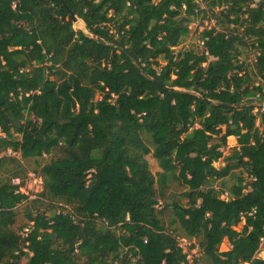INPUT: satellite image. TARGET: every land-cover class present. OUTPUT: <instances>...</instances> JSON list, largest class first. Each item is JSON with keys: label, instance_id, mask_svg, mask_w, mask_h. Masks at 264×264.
<instances>
[{"label": "trees", "instance_id": "1", "mask_svg": "<svg viewBox=\"0 0 264 264\" xmlns=\"http://www.w3.org/2000/svg\"><path fill=\"white\" fill-rule=\"evenodd\" d=\"M200 14L215 22L203 51L176 52ZM247 45L253 71L237 59ZM228 137L238 146L217 169ZM8 149L58 155L33 171L34 199L14 172L0 184V264H188L180 237L212 264H264V0H0ZM180 171L186 204L166 205L177 224L166 227L157 206Z\"/></svg>", "mask_w": 264, "mask_h": 264}, {"label": "rangeland", "instance_id": "2", "mask_svg": "<svg viewBox=\"0 0 264 264\" xmlns=\"http://www.w3.org/2000/svg\"><path fill=\"white\" fill-rule=\"evenodd\" d=\"M254 3H256L258 0H253ZM203 7V5H202ZM215 25V22L213 20L208 19V15L204 16L203 14L198 15L197 17H193L192 21L189 23V34L186 36L181 44L175 48V51L180 50H187L192 51L194 53L200 54L203 51L202 47V40H201V34L204 29H208ZM73 27L77 30H80V25L76 26L73 24ZM230 26L229 28H231ZM218 29L221 30V26H218ZM240 55L238 56L239 61H243L247 64V67L249 71H253L254 64H255V55L256 51L250 46L247 45L245 47H239ZM255 81H259V78L255 75L253 76ZM253 81V83L255 82ZM237 140L234 137H228L226 141V145L221 149L222 151V159H220L218 162L214 163V167L219 169L225 165V162L223 161L224 158L230 156L234 149L237 147ZM58 155L57 151H53L50 155H44L41 158L35 159H21L20 155L18 153H13L11 155H6L7 157H13L16 159L17 163L10 164V165H4L0 168V184L7 182L11 176V174L14 172L18 175L19 178L12 179L11 183L13 185H17L19 182H23L21 187L19 188V191L23 190V194L28 196V200L34 199L36 191L38 188L36 186H32L30 181H26L28 174L32 173L35 169H39V165H42L46 162H48L50 159L55 158ZM5 156V155H3ZM146 160L149 165V170L153 175H156L157 173L161 172V169L158 167L157 162L151 157V155H148L146 157ZM238 172V171H236ZM180 181L172 182L169 184L168 188L165 190L164 198L160 199L159 204L157 206V210L161 211L162 214L160 216V219L162 223L166 227L176 228L177 224L172 225V221L174 219V215L172 213V210L170 208H166V205H170L173 202L184 206L186 204V200L183 198V193L187 190L186 186L184 185L183 177L185 175H182V171H180ZM245 176V174H244ZM23 179V181H22ZM26 181V182H25ZM249 179H247V182ZM224 184H222V181H216L212 183V187H214L218 191H222L223 189H226L232 184V180L225 179ZM41 191V190H40ZM221 198H226L225 194L221 196ZM26 206V203L23 202L22 204L18 205L16 208L17 212V218L16 223L14 227L18 229L20 226L24 225L26 223V218L24 215V208ZM244 222L239 223L236 227H234L235 231H241L243 228ZM99 225V223H98ZM180 239H184L180 237ZM187 242L190 244L196 243L197 239H186ZM230 249V245L227 239H224L219 247L220 252H224ZM192 251V249H189ZM257 257H260L264 259V244L261 242L260 251L256 255ZM194 259L193 264H212L211 261L207 260L203 257L202 253H196V255L192 256ZM115 264V263H113Z\"/></svg>", "mask_w": 264, "mask_h": 264}, {"label": "built area", "instance_id": "3", "mask_svg": "<svg viewBox=\"0 0 264 264\" xmlns=\"http://www.w3.org/2000/svg\"><path fill=\"white\" fill-rule=\"evenodd\" d=\"M14 152H12L11 150H6L3 151L2 153H0V157L3 155H11ZM30 181V183L32 184V186H36L38 188V190L36 191V194L40 192L41 187H42V179L40 176H38L36 173L32 172L30 174H28L26 181ZM25 181V182H26ZM23 190H21L20 192L23 193L24 191V187L22 188ZM35 194V196H36ZM34 196V197H35ZM28 233V228H24L22 231V235L26 236V234ZM147 241L144 240V243H146ZM261 242H263V239H261ZM177 246L182 250V252L186 255V260L188 262V264H193L194 263V259L192 258V256L196 255V253H202L198 247V245L196 243H192L189 245V243L187 242L186 239H178L177 241ZM194 246V247H192ZM189 249H192V251H190ZM26 251V250H24Z\"/></svg>", "mask_w": 264, "mask_h": 264}, {"label": "water", "instance_id": "4", "mask_svg": "<svg viewBox=\"0 0 264 264\" xmlns=\"http://www.w3.org/2000/svg\"><path fill=\"white\" fill-rule=\"evenodd\" d=\"M79 20L76 16H72V22L73 24H75L76 26L78 25L79 26ZM83 25H81V31L87 36V37H91L87 31H86V28H85V24L82 22ZM92 38V37H91ZM94 39V38H93ZM95 40V39H94ZM130 58V61L135 65V67L140 70V68L138 67V65L134 62L133 58L129 57ZM220 105H223L225 107H228V108H232V107H238L239 105H228V104H220Z\"/></svg>", "mask_w": 264, "mask_h": 264}]
</instances>
